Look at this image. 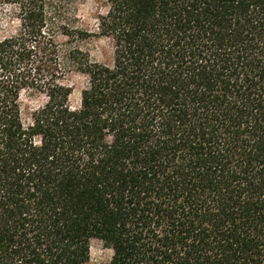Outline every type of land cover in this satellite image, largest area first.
Masks as SVG:
<instances>
[{"label": "trees", "instance_id": "obj_1", "mask_svg": "<svg viewBox=\"0 0 264 264\" xmlns=\"http://www.w3.org/2000/svg\"><path fill=\"white\" fill-rule=\"evenodd\" d=\"M105 1L0 0V264H264V0Z\"/></svg>", "mask_w": 264, "mask_h": 264}, {"label": "rangeland", "instance_id": "obj_2", "mask_svg": "<svg viewBox=\"0 0 264 264\" xmlns=\"http://www.w3.org/2000/svg\"><path fill=\"white\" fill-rule=\"evenodd\" d=\"M49 4L57 10L58 16L65 23L73 28L83 29L89 33L87 40L82 44V48L89 54L90 60L101 64H109L111 61V43L102 36H99L97 29V17L104 14L106 10L105 0H48ZM9 10V9H8ZM6 12L0 37L15 34L18 29L15 20V11L11 9ZM70 83L74 91L70 97L71 107L78 105L79 89L85 83L83 77L72 76ZM44 103L42 98L21 97V104L24 116L31 110L41 107ZM112 251L100 241L93 240L90 244V259L87 264H109Z\"/></svg>", "mask_w": 264, "mask_h": 264}]
</instances>
